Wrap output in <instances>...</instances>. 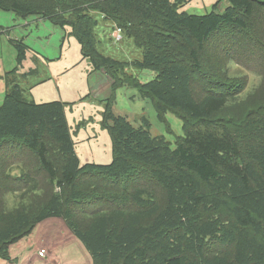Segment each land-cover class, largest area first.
<instances>
[{
  "label": "trees",
  "instance_id": "trees-1",
  "mask_svg": "<svg viewBox=\"0 0 264 264\" xmlns=\"http://www.w3.org/2000/svg\"><path fill=\"white\" fill-rule=\"evenodd\" d=\"M193 4L0 0V11L64 31L81 63L112 84L110 97L95 99L112 161L83 163L77 133L93 120L70 109L90 94L71 105L29 101L21 86L27 74H20L29 49L13 43L17 66L0 106L1 259L10 260V248L42 222L62 219L93 264H264V0H219L204 16L187 12ZM100 21L140 57L125 62L100 53ZM220 39L226 43L217 46ZM230 64L262 79L245 100L250 82ZM141 74L153 77L143 82ZM121 90L135 91L132 100L147 102L160 124L168 114L182 121L174 148L152 136L148 119L136 127L114 112ZM71 116L82 118L74 128ZM12 195L20 205L11 209ZM85 202L93 208L80 215Z\"/></svg>",
  "mask_w": 264,
  "mask_h": 264
},
{
  "label": "crops",
  "instance_id": "crops-1",
  "mask_svg": "<svg viewBox=\"0 0 264 264\" xmlns=\"http://www.w3.org/2000/svg\"><path fill=\"white\" fill-rule=\"evenodd\" d=\"M15 42L24 43L29 49L26 62L20 72L22 75L27 74L26 78L22 80L21 86L29 101L37 104L53 101L67 103L64 101L65 99H69V97L74 99L75 96L74 93H71V88H76L78 99L89 93L90 68L85 63H81L80 49L73 39L66 37L64 31L47 21L36 17L21 19L13 13L0 11V106L4 101L7 89L6 77L17 66V52L13 44ZM6 54L10 56L9 63L6 62ZM103 81L102 86L109 83L107 79H103ZM110 87V85L103 87L95 97L99 100L107 99L110 97ZM131 97L134 96L131 95ZM135 99L139 102V106L144 103ZM77 108H79L80 114L86 117L84 111L81 113L82 107ZM102 108L99 104L93 108L96 110L92 114H95V121L94 126L90 127L93 128L97 136L93 137L91 128L80 130L77 133L76 140L81 144L78 153L83 163L108 165L112 161L109 137L106 132L100 129L99 120ZM114 112L117 115L130 118L127 114H119L116 108H114ZM142 113L144 116L145 110ZM68 118H70L73 128L82 121L80 116ZM69 232L71 233L70 230ZM30 237L12 246L9 251L10 260L6 261L0 258V264H61L63 249L67 247L68 243H72L67 241V243L61 242L57 245L53 238L48 241V245L35 246L30 241ZM71 237L74 239L72 233ZM25 240L27 242L23 243ZM40 252L46 253L44 258L39 257ZM76 264H82V262L77 261ZM85 264H93L92 259L87 260L86 257Z\"/></svg>",
  "mask_w": 264,
  "mask_h": 264
},
{
  "label": "rangeland",
  "instance_id": "rangeland-1",
  "mask_svg": "<svg viewBox=\"0 0 264 264\" xmlns=\"http://www.w3.org/2000/svg\"><path fill=\"white\" fill-rule=\"evenodd\" d=\"M194 1V6L191 7L187 12L192 15H197V16H204L207 13L211 12L213 6L219 1V0H193ZM226 7L225 4H222L220 6V11H222ZM100 27L99 29L96 30V45L97 49L102 53L104 56L111 57L115 60L118 61H125V62H130L135 59H138L141 55V52L136 50L133 47V44L131 41H128L126 38L121 39L120 42H115L116 38H119L120 36V31L115 28L109 23H105L100 21ZM123 36V35H122ZM229 37H231V34H229ZM219 38L215 39L213 43H216ZM69 40V39H68ZM236 42V40H233ZM68 43V42H66ZM226 43L225 39H220V42L217 46H220L222 44ZM51 44V43H49ZM233 45V44H232ZM231 45V52L236 49ZM251 45V44H250ZM51 46V45H50ZM254 51V60H259L256 56L257 50L255 48H251ZM250 49V50H251ZM216 49L214 48L210 53L215 52ZM218 53V51L216 52ZM233 54V53H232ZM235 54V53H234ZM216 55V54H215ZM6 56V62L9 63L10 61V56L8 54ZM213 57V56H212ZM210 58V61H212L211 66L214 68L216 66V61H214L213 58ZM228 67H230L232 74H240L243 77L248 78L250 84L247 89V92L244 94L243 98H245L250 94H253L261 85L262 79L257 76L256 74H252L248 71V69H240L238 66L234 64H230ZM90 68V67H88ZM90 72L92 71L89 69ZM129 73L139 75L137 72L129 71ZM89 84H90V89H89V94H90V99L86 100L85 102H77V90L76 88H71V93H74L75 96L72 99L69 97V99H65L64 101L67 102L66 104L71 105L75 102L77 104L73 106L71 110L72 114L78 112L77 107H82L81 110L86 113V120L89 122L90 120H93L92 123L88 124L85 128H91L92 129V135L93 137H96V133L94 132L93 128L90 126H94V121L95 117L93 112H96L94 108L95 105L98 104L96 102V95L99 94L100 90L103 87H106L108 85H112L111 82L105 84L102 86V83L105 82L103 81L104 76L99 73H90L89 74ZM151 75L149 74H141L139 78H141L143 82H146L147 80L151 79ZM103 81V82H102ZM128 91V90H127ZM125 90H122L118 93L117 95V101L114 100L113 102V108H116L117 112L119 114H127L130 116L129 120L136 126L138 127L141 124V119L146 118L150 121L152 125L151 129V134L153 137H164L167 142L171 143L172 147H175L176 140L183 136V123L182 121L177 118L173 114H168L167 115V125L166 124H160L157 120L156 113L154 112L153 108L147 104V102H144L138 105L137 100H132V96L136 95L135 91L130 90V92H127ZM111 96V95H110ZM60 100V99H58ZM72 100V101H68ZM139 100V99H138ZM86 106L92 108L91 111H86L84 108ZM71 107V106H70ZM145 110V115L143 116L142 111ZM142 113V115H141ZM141 115V116H140ZM143 116V117H142ZM89 120V121H88ZM82 129V130H83ZM100 129L101 126H100ZM103 131V129H102ZM95 140H97L95 138ZM14 176H18L19 173L17 171H14ZM19 196H9L8 197V203H9V208H13L15 206L20 205L19 202ZM93 206L86 204L85 206H79L78 210L82 211L83 214L80 215H87L90 213L92 210ZM85 213V214H84ZM86 219V218H84ZM50 221V222H48ZM41 226V227H40ZM32 234L30 237V241L35 245V246H43V245H48L49 240L55 239V244L59 245L61 242L67 243V241H70L72 243H68L67 247H65L64 253L62 254L61 260L63 261L61 264H76L77 261H81L82 264H85V260L87 257V260L91 259L90 256L87 254V252L84 250V248L81 246L75 238L73 239L71 237V233L69 232L68 226L66 223L61 219H51V220H46L41 223L40 225ZM69 238V239H68ZM27 242L26 240L23 241V243ZM74 242V243H73ZM77 243V244H75ZM88 255V256H87Z\"/></svg>",
  "mask_w": 264,
  "mask_h": 264
},
{
  "label": "built area",
  "instance_id": "built-area-1",
  "mask_svg": "<svg viewBox=\"0 0 264 264\" xmlns=\"http://www.w3.org/2000/svg\"><path fill=\"white\" fill-rule=\"evenodd\" d=\"M45 255H46V253H45V252H40V253H39V257H41V258H44V257H45Z\"/></svg>",
  "mask_w": 264,
  "mask_h": 264
}]
</instances>
